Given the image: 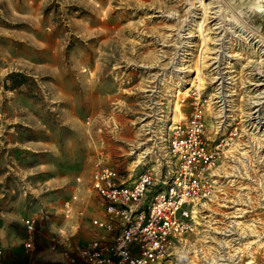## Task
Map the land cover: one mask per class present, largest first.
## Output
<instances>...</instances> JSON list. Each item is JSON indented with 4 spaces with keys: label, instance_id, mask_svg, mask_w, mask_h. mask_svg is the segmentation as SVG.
I'll return each instance as SVG.
<instances>
[{
    "label": "rangeland",
    "instance_id": "1",
    "mask_svg": "<svg viewBox=\"0 0 264 264\" xmlns=\"http://www.w3.org/2000/svg\"><path fill=\"white\" fill-rule=\"evenodd\" d=\"M202 2L0 0V240L6 264H65L42 247L48 228L34 252L25 249L22 219L43 214L56 226L72 224L78 218L69 217L65 202L77 195V207L92 204L90 174L98 158L127 172L145 164L157 170L169 158L163 159L171 126L198 104L210 141L222 144L221 159L213 195L198 206L176 264L178 257L184 264H264V104L259 118L248 116L250 97L259 93L251 72L264 62V0ZM203 5L225 19L217 40L228 78L224 117L212 68L198 78L204 56H215L199 32ZM205 33L213 48L212 30ZM248 64L258 66L252 71ZM12 73L28 79L7 88ZM88 209L89 223L94 215Z\"/></svg>",
    "mask_w": 264,
    "mask_h": 264
},
{
    "label": "built area",
    "instance_id": "2",
    "mask_svg": "<svg viewBox=\"0 0 264 264\" xmlns=\"http://www.w3.org/2000/svg\"><path fill=\"white\" fill-rule=\"evenodd\" d=\"M165 141L163 159L169 158L161 160L157 170L145 164L141 171L135 166L127 172L96 159L89 185L104 213L91 219L94 238L74 245L52 231L47 239L51 251L71 264H176L178 244L195 229L198 206L213 195V171L221 159L222 144L210 141L199 104L186 119L171 126ZM77 200L74 195L65 202L69 213ZM44 221V216L24 218L27 251L37 249ZM4 254L0 241V264Z\"/></svg>",
    "mask_w": 264,
    "mask_h": 264
},
{
    "label": "bare ground",
    "instance_id": "3",
    "mask_svg": "<svg viewBox=\"0 0 264 264\" xmlns=\"http://www.w3.org/2000/svg\"><path fill=\"white\" fill-rule=\"evenodd\" d=\"M201 2H202V0H201ZM204 3V1L202 2V4ZM192 6V5H191ZM205 8L203 9V8H201V9H203L202 11H203V17H202V21L201 22H199L198 23V26H199V32H200V35H202V39L205 41V45H204V47H206V50H207V52L210 50V52L211 53H214L215 54V56L213 55V56H204V58H207V60L205 61L207 64H205V62L203 63V62H201V65H200V67L198 66H196L197 67V72H198V78H200L201 79V77H199V74H201L202 72V70L204 69V68H206V66H209V68H212V71L214 72V74L213 75H215L214 77H213V80H214V83H216L217 84V92H216V94H215V98H216V100H215V103H216V105L219 107V112H220V115L219 116H221V117H224L225 116V112H226V104H227V102H229V100H226L225 99V95H224V93H223V90H222V88H223V82L226 80V79H228V78H225V76L223 75V72L221 71V65H220V63H221V53L223 52V50H221L222 48H223V44L222 45H220L221 44V42L219 43L217 40H220L221 41V38L223 39V37H221V38H219V35L221 34V32L224 30V24L223 23H225L224 22V20L225 19H223V20H221L222 18H220V14L219 15H217V11L215 10V11H213L214 10V6H212V5H210V6H207V5H203ZM202 6V7H203ZM193 7V6H192ZM191 7V8H192ZM195 7V6H194ZM193 7V8H194ZM198 8V7H197ZM195 9V8H194ZM191 11V10H190ZM225 12V11H224ZM173 13V12H172ZM191 14V13H190ZM175 15V14H174ZM197 15V12H196V10H195V13H194V15L193 16H196ZM173 16V15H172ZM218 20H220L221 22H218ZM206 22H208V23H206ZM205 23H206V25H205ZM209 24H210V26H209ZM209 30L211 31L212 30V33L211 34H214L213 36L214 37H212L211 39L214 41V43L213 44H215V46L213 47V48H209L208 47V44H209V39L208 38H206V36L207 35H204V34H206L205 33V31H208V34H210L209 33ZM226 30V29H225ZM224 30V31H225ZM210 39V40H211ZM211 40V41H212ZM203 42V41H202ZM258 43V42H257ZM225 48V47H224ZM106 57V56H105ZM108 57V56H107ZM107 59V58H106ZM105 59V60H106ZM202 64H204V65H202ZM249 65V64H248ZM257 65V64H256ZM255 65V66H256ZM255 66H253V65H249V67H251V68H253L252 69V71L253 70H255ZM258 66V65H257ZM256 66V67H257ZM211 71V72H212ZM230 74V73H229ZM251 75L253 76L254 75V77L256 78V82L254 83V85H255V88H256V90L254 91V92H258L259 91V93L255 96V97H250L251 99H250V109H251V112L248 114V116H251V118L252 119H257V118H259V114L257 115V113L259 112L260 113V110H261V107H262V105L264 104V102H263V99H264V62H260V65H259V67H257V69H256V73H254V71L253 72H251ZM236 77V75L235 76H231L230 78L232 79V81L234 80V78ZM202 80V79H201ZM200 80V81H201ZM221 81V82H220ZM253 99V100H252ZM230 103H231V101H230ZM258 106L260 107V108H258ZM258 126L259 125H257V128H258ZM229 231V230H228ZM252 232H254V230H252ZM230 234V233H229ZM232 234V233H231ZM256 235H257V233H255ZM260 238V237H259ZM258 241H260L259 239L258 240H256V241H254V242H258ZM249 245V244H248ZM249 247H250V245H249ZM249 249V248H248ZM241 250V249H240ZM241 252H242V250H241ZM255 252V251H254ZM247 253H248V251H247ZM258 253V252H257ZM244 254V253H243ZM250 255V254H249ZM253 255H255V254H253ZM217 256V255H216ZM230 256V255H229ZM235 256H236V254H235ZM258 256H259V254H258ZM218 257V256H217ZM260 257V256H259ZM224 258V257H223ZM232 258H233V256H232ZM231 258V259H232ZM237 258V257H236ZM254 258V257H253ZM230 259V258H229ZM230 259V260H231ZM219 260H221V258L219 259ZM258 260V259H257ZM220 264V263H219ZM255 264V263H254Z\"/></svg>",
    "mask_w": 264,
    "mask_h": 264
},
{
    "label": "crops",
    "instance_id": "4",
    "mask_svg": "<svg viewBox=\"0 0 264 264\" xmlns=\"http://www.w3.org/2000/svg\"><path fill=\"white\" fill-rule=\"evenodd\" d=\"M93 200H92V204H90V202H88L89 205H86L85 207H77V205L75 204V202L73 203V208L71 211V214L69 215V217L72 219L74 216H76L78 219H76L72 224H68L66 223L64 226H56L53 222V220H51V216L49 215H29V216H37V217H41V219L44 216L45 219V223H44V229H49L50 232L52 231H57L60 232L62 236H65L67 238L70 239L71 243L74 245H84L87 242L91 241L94 238V234H95V230L94 227L91 224V218L89 220V223L87 222V220H84V218L86 217V213H87V207H89V211L91 214L94 215V217H98L100 215H103L104 213V207L102 206L100 200L96 197L93 196ZM52 207V206H51ZM49 213V212H48ZM51 214H53L54 212H50ZM29 216H25L29 217ZM24 218L22 219V225L24 228V232H25V227H24V222H23ZM88 223V224H87ZM102 234H105L104 232H101ZM25 237H26V233H25ZM25 237H24V242H25ZM1 241V240H0ZM47 243H43L42 247H44L46 250V252H50L52 255H50L54 260H58L60 262H63L65 264H71L69 263L67 260H65L60 254L58 253H54L53 251H51V249L49 248L48 245V241H46ZM2 243V241H1ZM40 243H38L39 245ZM3 247L4 244L2 243ZM5 250V248H4ZM4 264H6V259H5V254H4Z\"/></svg>",
    "mask_w": 264,
    "mask_h": 264
},
{
    "label": "trees",
    "instance_id": "5",
    "mask_svg": "<svg viewBox=\"0 0 264 264\" xmlns=\"http://www.w3.org/2000/svg\"><path fill=\"white\" fill-rule=\"evenodd\" d=\"M26 79H28V78L25 74L12 73L7 78V80L11 81V85H6V87L7 88L11 87L14 89V88L20 86L21 84H23L26 81Z\"/></svg>",
    "mask_w": 264,
    "mask_h": 264
},
{
    "label": "clouds",
    "instance_id": "6",
    "mask_svg": "<svg viewBox=\"0 0 264 264\" xmlns=\"http://www.w3.org/2000/svg\"><path fill=\"white\" fill-rule=\"evenodd\" d=\"M178 259H179L180 264H184V258L183 257H178Z\"/></svg>",
    "mask_w": 264,
    "mask_h": 264
}]
</instances>
